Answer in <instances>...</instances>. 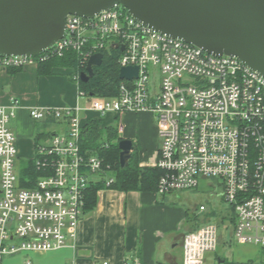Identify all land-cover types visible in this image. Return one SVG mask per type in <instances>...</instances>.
Masks as SVG:
<instances>
[{
	"label": "built area",
	"instance_id": "2783aa9c",
	"mask_svg": "<svg viewBox=\"0 0 264 264\" xmlns=\"http://www.w3.org/2000/svg\"><path fill=\"white\" fill-rule=\"evenodd\" d=\"M66 28L62 39L38 55L0 56V72L37 67L75 51L78 84L91 56L118 49L120 67L137 66L138 76L121 80L115 96L79 89V97L89 99L86 106L29 108L34 120L56 119L67 126L37 145L34 158L45 174L33 188L20 186L17 136L9 127L21 101L13 96L7 105L0 103V260L76 246L88 187L112 182L104 159L82 150L84 112L102 119L152 114L161 138L155 166L163 172L156 192L172 194L197 188L201 179L214 181L234 207L236 241L264 248V75L235 56L213 55L160 32L121 6L93 18L68 15ZM116 128L123 132L122 119ZM216 246V224L190 230L183 238V264H205ZM124 264L142 263L135 258ZM232 264H264V259Z\"/></svg>",
	"mask_w": 264,
	"mask_h": 264
},
{
	"label": "crops",
	"instance_id": "0c3cea01",
	"mask_svg": "<svg viewBox=\"0 0 264 264\" xmlns=\"http://www.w3.org/2000/svg\"><path fill=\"white\" fill-rule=\"evenodd\" d=\"M39 66L0 72V103L7 105L10 98L15 96L22 105L16 117L9 123L10 129L17 136L18 171L23 161L35 157L38 144L54 133L67 130L62 121L34 120L29 108L74 107L82 105L81 99H84L78 95L79 86L71 69L56 67L50 72H40ZM85 99L86 104L89 99ZM82 116L85 123L90 119H97L101 120L103 126H113L118 118L122 119L124 130L122 133L118 132L119 137L132 139L135 147L140 148L141 166H155L160 145L157 144L159 136L152 114L126 113L121 118L109 114L107 121L95 112H84ZM135 123L138 124V130L134 128ZM211 185L220 195V187L214 181ZM168 199L166 194L161 195L158 192L100 189L96 208L84 213L80 220L76 246L47 252H19L4 256L0 263L124 264L127 260L138 258L142 264H183L182 243L189 215L186 213L184 216L181 208ZM226 210L231 213L232 221L235 214L229 204ZM216 212L215 210L211 214ZM233 224L234 234L235 223ZM216 226L217 246L214 251L206 253L205 264L210 261L214 264H232L264 259V248L256 250L253 247L255 245L251 244H240V254L234 255L231 246L226 244L228 240L225 231H220L218 224ZM221 246L230 248H223L221 251Z\"/></svg>",
	"mask_w": 264,
	"mask_h": 264
},
{
	"label": "water",
	"instance_id": "95a60500",
	"mask_svg": "<svg viewBox=\"0 0 264 264\" xmlns=\"http://www.w3.org/2000/svg\"><path fill=\"white\" fill-rule=\"evenodd\" d=\"M116 6L160 32L213 55L235 56L264 75V0H0V56L38 55L65 36L68 15L93 18ZM103 62L104 53L91 56L80 79L88 82ZM137 76V66L120 68L121 80ZM118 145L125 167L135 144L122 138Z\"/></svg>",
	"mask_w": 264,
	"mask_h": 264
},
{
	"label": "trees",
	"instance_id": "16d2710c",
	"mask_svg": "<svg viewBox=\"0 0 264 264\" xmlns=\"http://www.w3.org/2000/svg\"><path fill=\"white\" fill-rule=\"evenodd\" d=\"M104 62L101 66H96L94 76L88 82L79 79V89L86 94L93 93L98 96H115L118 94L120 65L118 58L120 51L111 49L104 52ZM77 53L67 51L63 57H54L45 63L40 64V72H50L53 68H76L78 66ZM86 70V66L81 68V72ZM51 122H58L51 119ZM117 128L114 126H103L101 120L90 119L83 128L81 147L86 155H97L104 159L110 166V179L107 184L105 180L92 183L85 193L84 213L93 211L98 204V191L100 189H114L123 192L130 191H150L156 192L158 182L162 175V170L156 166H141L139 150L136 147L131 158L125 167L120 164V148ZM107 144V146H105ZM45 172L38 169L35 158L23 161L19 168L20 186L33 188L40 177ZM234 213V207L231 206ZM236 216L232 218V223H236ZM201 227L196 222L191 231Z\"/></svg>",
	"mask_w": 264,
	"mask_h": 264
},
{
	"label": "rangeland",
	"instance_id": "374dc122",
	"mask_svg": "<svg viewBox=\"0 0 264 264\" xmlns=\"http://www.w3.org/2000/svg\"><path fill=\"white\" fill-rule=\"evenodd\" d=\"M69 69L73 71L72 68ZM85 102V98L81 99V106L88 105L85 104ZM104 119L105 121H107L106 117ZM152 121L157 127V121L154 116ZM116 124L117 121L113 124V126L116 127ZM134 128L138 130L137 123H135ZM157 144L161 145L160 136L157 139ZM138 150L140 151V148ZM211 182L212 181L209 179H201L199 186L195 189H184L176 191L173 194L168 193L166 195L169 198L168 200L173 202V205L181 208L184 216H186V213L189 215V221H187L185 227L186 233L195 226L196 222H199L201 225L208 222L218 224L220 226V231H225V235L227 237L226 240H228V243L226 242V244L231 246L233 254L237 256V254H240L241 245L236 241V239L234 238V234L232 233L234 224L232 223L230 218L231 213L226 210L228 204L225 200L222 199L218 191L215 190V187L211 185ZM201 205L206 206V211L200 210ZM215 210L217 211L216 214L212 215L211 212ZM230 246H228L227 249H229ZM253 247L256 250H260L259 246ZM223 248L224 250H227L225 249V246H221V251H223ZM254 259H257V257H254ZM209 264H214V262L210 261Z\"/></svg>",
	"mask_w": 264,
	"mask_h": 264
}]
</instances>
